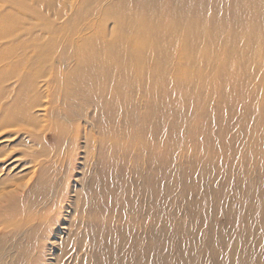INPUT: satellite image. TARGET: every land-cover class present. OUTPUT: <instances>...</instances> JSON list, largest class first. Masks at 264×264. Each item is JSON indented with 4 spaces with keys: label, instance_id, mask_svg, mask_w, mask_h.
<instances>
[{
    "label": "bare ground",
    "instance_id": "obj_1",
    "mask_svg": "<svg viewBox=\"0 0 264 264\" xmlns=\"http://www.w3.org/2000/svg\"><path fill=\"white\" fill-rule=\"evenodd\" d=\"M218 42L227 45L229 54H216L212 62L217 71L227 67V76L246 63L264 61V0H0V149L16 141L19 133L21 144L30 141L50 123L51 136L58 138L61 130H53L54 120L91 125L113 131L114 148L121 146L122 137H135L137 156L145 154L152 168L162 166L169 186L174 106L193 92L187 85L191 65L213 53ZM34 110L41 114H33ZM8 131L15 132L13 138L5 136ZM107 154V162L99 163L96 172L110 195L116 187L111 175L113 154ZM0 161L7 162L0 172L6 170L8 179L35 167L34 160L26 161L23 155L11 158L8 150L0 153ZM146 173L155 193L157 180ZM43 179L41 172L22 201L0 188V231L4 232L0 264L45 262L42 249L48 235L32 231L44 223L43 214H32L34 208L42 211L47 194ZM75 200L81 208L89 205L84 194L78 193ZM102 210L91 206L86 231H81L89 236L88 243L99 241L90 235H109ZM61 228L69 235L67 226ZM210 241L211 237L206 242ZM216 242L219 247L220 240ZM73 244L83 249L81 238ZM87 246L83 249L87 264H101L91 259ZM245 250L241 264H251L253 251Z\"/></svg>",
    "mask_w": 264,
    "mask_h": 264
},
{
    "label": "rangeland",
    "instance_id": "obj_2",
    "mask_svg": "<svg viewBox=\"0 0 264 264\" xmlns=\"http://www.w3.org/2000/svg\"><path fill=\"white\" fill-rule=\"evenodd\" d=\"M217 46L189 69L188 92L193 90L189 97L195 100L185 98L174 106L169 186L162 166L152 168L145 154L137 156L138 147L132 144L135 137H122L121 146L114 148L113 131L91 125L54 120L53 130H61L58 138L51 136L50 123L40 127L41 132L30 141L22 139L21 144L19 133L16 141L1 147L0 153L8 150L11 158L23 155L26 161L34 160L35 167L28 165L10 179L2 170L0 188L22 201L41 172L44 175L47 194L42 211H32L43 214L44 223L31 226L34 234L48 235L43 264H57L59 258L58 264H87L86 245L91 259L101 264H241L239 257L245 249L253 251L251 264H264V61L246 63L227 76V67L220 72L212 62L216 54H229L227 45L218 42ZM33 114L39 116L41 111ZM14 134L8 131L5 136L13 138ZM159 146L162 150L163 145ZM103 149L113 154L115 194H105L96 172L99 163L107 162ZM5 164L0 161V168ZM146 172L157 180L155 193ZM78 193L84 194L88 206L81 208L76 202ZM162 193L165 197H158ZM95 205L103 209L101 217L108 222L109 235H90L99 241L88 243V235L81 231H86L84 224ZM153 205L157 221L152 218ZM161 227L167 231L162 233ZM77 238L82 239L83 249L73 244Z\"/></svg>",
    "mask_w": 264,
    "mask_h": 264
}]
</instances>
